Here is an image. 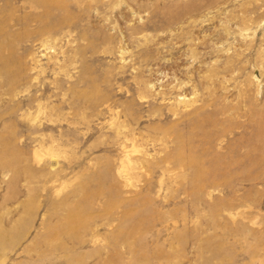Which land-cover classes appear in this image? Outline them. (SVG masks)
Segmentation results:
<instances>
[{
  "label": "rangeland",
  "instance_id": "1",
  "mask_svg": "<svg viewBox=\"0 0 264 264\" xmlns=\"http://www.w3.org/2000/svg\"><path fill=\"white\" fill-rule=\"evenodd\" d=\"M0 264H264V0H0Z\"/></svg>",
  "mask_w": 264,
  "mask_h": 264
}]
</instances>
